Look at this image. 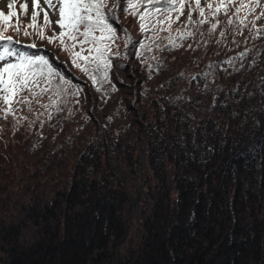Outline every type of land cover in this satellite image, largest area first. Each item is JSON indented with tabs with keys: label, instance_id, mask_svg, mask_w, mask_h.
I'll return each instance as SVG.
<instances>
[{
	"label": "trees",
	"instance_id": "trees-1",
	"mask_svg": "<svg viewBox=\"0 0 264 264\" xmlns=\"http://www.w3.org/2000/svg\"><path fill=\"white\" fill-rule=\"evenodd\" d=\"M193 1L0 12V264H264V0Z\"/></svg>",
	"mask_w": 264,
	"mask_h": 264
},
{
	"label": "rangeland",
	"instance_id": "rangeland-1",
	"mask_svg": "<svg viewBox=\"0 0 264 264\" xmlns=\"http://www.w3.org/2000/svg\"><path fill=\"white\" fill-rule=\"evenodd\" d=\"M171 1L173 0H158V6L163 5L169 8V3ZM240 1L241 0H197V2L203 3L201 5L206 9V11L209 8L207 6L208 4H205L207 2H211L213 5L232 2L235 6H237L238 2ZM246 1L247 0H242V2ZM10 4L13 5V8H15L17 4H20L19 9L18 6L15 8L17 30L13 35H11V32L7 33L5 31L6 28H8V30H10L11 28L10 22L8 20L7 25H1V28L7 34H9L8 36L14 42L20 43L22 41H25L32 46L33 42L37 38V36H33L34 32L32 29V24H35L36 31L59 30L57 25L60 12V0H0V12L3 17H5L7 13H9L8 7L10 6ZM194 5L195 4L193 0H176V4L174 6L175 11L171 13V15H173V20L180 21L183 15L185 16V12H187V6L194 7ZM200 7L201 6H198V9H200ZM257 8L259 11L254 12L252 17H255L257 13H259V15L261 16L264 15V11H262L259 7V3L257 5ZM247 9V5H244L242 8V12H247ZM9 15H12V12ZM45 18H47L48 20H46ZM25 32H27L29 36H23L22 34ZM1 65L2 63L0 64V68ZM25 68L16 69L15 72L9 69L4 71V73L3 69H0V101L2 103V106L0 105V111L4 112V110H7L9 113L12 112L11 114H14L13 109L10 108L9 105L16 101V98H20L21 101L24 99L25 95L22 94V90L24 91L23 86L27 83L26 78L29 66Z\"/></svg>",
	"mask_w": 264,
	"mask_h": 264
}]
</instances>
